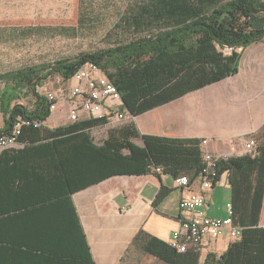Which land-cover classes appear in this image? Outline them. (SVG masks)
I'll list each match as a JSON object with an SVG mask.
<instances>
[{
  "label": "trees",
  "instance_id": "obj_1",
  "mask_svg": "<svg viewBox=\"0 0 264 264\" xmlns=\"http://www.w3.org/2000/svg\"><path fill=\"white\" fill-rule=\"evenodd\" d=\"M135 20L137 24L161 20L165 26L149 37L85 53L74 61L0 74L4 84L0 111L5 118L0 135L9 132L20 116L42 122L40 128L24 126L18 143H40L39 147L50 148L47 152L53 156L65 200L72 208L63 239H7L0 244V264H95L72 203L74 193L114 176L166 174L174 180L187 176L191 185L206 168L204 139L141 134L132 119L236 75L244 50L264 40V0H151ZM91 62L115 84L122 98L121 109L132 115L123 127L110 129L102 143L95 140L92 131L107 126L110 120L88 118L49 129L43 123L51 116L50 105L36 92L56 74L69 83L84 64ZM30 90L36 97L31 109L18 103L30 95ZM137 139L143 145L137 144ZM158 168L161 172L156 171ZM225 172L232 187L233 223L242 228V234L217 261L209 255L201 263L200 251L180 253L144 230L137 233L132 246L166 264H229L240 251H256L264 262V228L259 227L264 200V142H258L255 156L221 158L214 186ZM170 191L163 188L155 206Z\"/></svg>",
  "mask_w": 264,
  "mask_h": 264
},
{
  "label": "crops",
  "instance_id": "obj_2",
  "mask_svg": "<svg viewBox=\"0 0 264 264\" xmlns=\"http://www.w3.org/2000/svg\"><path fill=\"white\" fill-rule=\"evenodd\" d=\"M10 71L14 70L2 60L0 74ZM3 89L4 86L0 92ZM68 108L67 103H62L43 125L49 129L71 125ZM54 118L56 122L50 126ZM85 119H88L87 114L81 113L80 120ZM132 121L141 134L208 140L205 150L221 157L241 156L243 143L248 138L262 144L264 40L244 50L236 75L149 110ZM4 127L5 118L0 111V131ZM100 128L92 131L93 137ZM107 136L108 132L100 142L94 138L102 143ZM135 142L143 145L139 139ZM39 144L19 142L1 155L0 244L7 239L59 240L69 229L72 208L65 200L60 173L55 172L53 156L47 152L50 148H41ZM163 188L171 191L155 206ZM200 188L199 180L190 188L182 189L175 186L170 175L148 174L114 176L74 193L72 203L95 264H139L133 256L132 243L140 230L169 243L172 233L180 227L181 199L189 191ZM207 196V215L226 218L227 207L232 204L228 172ZM259 227L264 228V200ZM240 239L241 236L232 239L225 234L216 240H206L200 250L201 263L209 255L217 261L231 243ZM262 257L256 251H240L229 264H264Z\"/></svg>",
  "mask_w": 264,
  "mask_h": 264
},
{
  "label": "rangeland",
  "instance_id": "obj_3",
  "mask_svg": "<svg viewBox=\"0 0 264 264\" xmlns=\"http://www.w3.org/2000/svg\"><path fill=\"white\" fill-rule=\"evenodd\" d=\"M151 0H0V63L10 70L74 61L85 53H96L149 37L165 25L161 20L136 23V18ZM227 52V51H226ZM44 87L59 94L68 83L58 74ZM4 86L0 83V88ZM41 87H37L39 93ZM36 97L30 90L20 100L28 108ZM56 122L55 118L52 126ZM127 121L111 122L95 130L100 142L110 129ZM132 253V252H130ZM139 264H162L135 248Z\"/></svg>",
  "mask_w": 264,
  "mask_h": 264
},
{
  "label": "built area",
  "instance_id": "obj_4",
  "mask_svg": "<svg viewBox=\"0 0 264 264\" xmlns=\"http://www.w3.org/2000/svg\"><path fill=\"white\" fill-rule=\"evenodd\" d=\"M39 94L50 105V112L58 111L62 103L68 104V115L71 122L80 121L81 113L88 118H107L111 122H122L132 118L127 110H122V98L115 84L106 73L94 63L84 64L69 81L66 91L58 92L40 86ZM24 126L40 128L39 120L19 117L17 123L7 133L0 135V157L2 153L18 144L19 136ZM208 140H203V157L207 164L199 176L201 188L198 191H189L180 201V209L183 212L180 218V227L172 233L170 245L178 252L184 253L190 249L200 251L206 240H216L225 234L232 239H237L242 234V228L233 223V207H227L226 218L211 217L206 213L207 194L214 187L217 162L221 157L205 150ZM244 153L241 155L255 156L257 154L258 141L255 138L245 140ZM161 172V169H156ZM177 188H190L187 176H181L174 180Z\"/></svg>",
  "mask_w": 264,
  "mask_h": 264
}]
</instances>
